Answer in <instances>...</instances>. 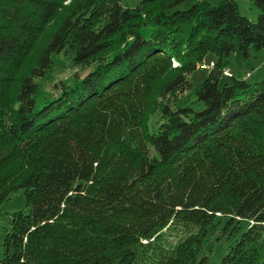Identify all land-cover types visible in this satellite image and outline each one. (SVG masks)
Masks as SVG:
<instances>
[{
	"label": "trees",
	"instance_id": "obj_1",
	"mask_svg": "<svg viewBox=\"0 0 264 264\" xmlns=\"http://www.w3.org/2000/svg\"><path fill=\"white\" fill-rule=\"evenodd\" d=\"M186 1L0 0V205H26L0 264H209L218 234L219 264H264V80L227 74L264 0Z\"/></svg>",
	"mask_w": 264,
	"mask_h": 264
},
{
	"label": "rangeland",
	"instance_id": "obj_2",
	"mask_svg": "<svg viewBox=\"0 0 264 264\" xmlns=\"http://www.w3.org/2000/svg\"><path fill=\"white\" fill-rule=\"evenodd\" d=\"M140 0H124V5L135 6ZM200 0H188L180 5V9H186ZM211 4L217 5L222 0H204ZM238 4L240 14L248 17L249 20L256 22L258 18V9L253 4L252 0H235ZM251 57L241 63L235 60L234 56L230 60V75L233 73L238 78L245 79L251 83L260 82L264 80V50L254 51L251 49ZM213 55H208L203 60L204 64L199 66L192 74H190V81L193 85L192 93L198 89L202 81L209 74L210 67L212 66ZM79 71L77 67L70 65V62L66 61L65 66H58L51 74L49 79L43 83L45 89L50 90L51 86L61 80H68L72 78V75ZM230 80V78L224 77L223 81ZM192 93H187L184 98H188ZM25 194L24 190L20 189L10 195V197L0 205V260L4 257V239L8 233L11 232V219L13 214L25 210ZM234 243L233 240H228L221 237L220 234L210 237L205 244L204 253L209 256V264H219L221 257L227 252L229 244Z\"/></svg>",
	"mask_w": 264,
	"mask_h": 264
},
{
	"label": "built area",
	"instance_id": "obj_3",
	"mask_svg": "<svg viewBox=\"0 0 264 264\" xmlns=\"http://www.w3.org/2000/svg\"><path fill=\"white\" fill-rule=\"evenodd\" d=\"M227 73V72H226ZM227 74H229V73H227Z\"/></svg>",
	"mask_w": 264,
	"mask_h": 264
}]
</instances>
